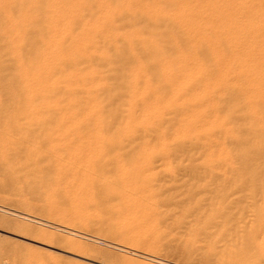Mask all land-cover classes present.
<instances>
[{
    "label": "rangeland",
    "instance_id": "obj_1",
    "mask_svg": "<svg viewBox=\"0 0 264 264\" xmlns=\"http://www.w3.org/2000/svg\"><path fill=\"white\" fill-rule=\"evenodd\" d=\"M48 1L57 0H0V264H264V243H261L264 240L260 238L264 235V228L261 229L264 227V121L261 117L256 123L257 119L251 115L248 99L243 95L249 83L240 75L239 66L220 64V59L227 56L224 39L215 42V36L209 35V31H204L206 34L202 37L198 35L200 29L194 27L185 42V50L199 56L205 68H210L212 79L200 75L202 81H198L195 89L199 102L189 108L188 114L187 107L166 110L162 105L159 117L141 121L139 111L143 103L152 101L150 98L161 102L163 97L169 96L170 92L159 85L163 80L157 83L153 94L146 93L145 82L129 86V76L117 86L112 83L122 81L130 66H140L147 72V78H154L150 76L155 74V67L146 60L149 49L141 51L145 42H134L139 30L156 32L155 27L146 25L160 20L159 14L146 10L149 0H129L126 5L136 13L124 12L118 0H110L113 25L130 23L121 31L122 40L110 37L103 29L89 30V19L82 24L75 21L83 15L88 18L90 11H97L91 7V1L58 0L59 8L68 4L74 9L68 32L59 26L58 13L61 16L62 12L58 5L51 13L45 10ZM211 1L200 2L205 14L209 13L207 6ZM255 7L263 18L264 0L256 1ZM237 10L239 8L231 7L228 12ZM47 12L54 16L48 25L43 19ZM9 16L19 29L22 17L26 20L27 26L23 27L30 36L21 55L13 48L16 33L5 20ZM35 18L40 19L38 24ZM53 34L62 38L59 51L50 43ZM124 38L133 43L128 45ZM163 38L154 36L160 44L159 50L169 51L171 46L162 43ZM197 38L201 42H196ZM208 50L217 52L218 58H210ZM49 51L47 66L51 71H47L46 76L54 86L46 90L60 91L65 86L69 93L39 99L35 94L42 83L36 82L31 74L35 68L43 66L40 54ZM27 66L29 74L23 73V67ZM219 68L222 71H218ZM22 73L29 75V80L35 84L28 103L23 95L26 88L19 79ZM81 75L94 77L97 88L87 92L90 79ZM211 82L212 87H209ZM101 87L105 88L101 90ZM234 87L242 91L238 93ZM131 92L135 95L124 104L125 95ZM142 94H147V101L144 97L143 102H137ZM69 96L76 97L78 103L70 101ZM90 98L99 101V107L92 111L83 107ZM187 98L185 96V103ZM53 101L57 103L55 111L46 107L53 105ZM255 108L259 117H264V106L258 103ZM130 110L135 116L124 124ZM182 114L201 117L178 133L179 129L174 127ZM60 120L64 123L57 126ZM213 122L217 126H213ZM255 124L261 126V132ZM134 165L139 170H135ZM128 176L136 179L127 180ZM122 177L128 182L132 180L130 186L122 182ZM134 180L136 186L132 184ZM121 183L128 184V188ZM72 184L75 185L71 187ZM82 185L91 191L87 194L83 187L86 194L82 193ZM72 197L75 202L69 204ZM81 205L85 211L83 223L60 227L57 222L60 214V218L75 217L71 207L81 212ZM120 217L123 221L128 219L126 224L131 223L134 228L130 229L129 224L123 228L122 219L117 223ZM134 218L138 222L141 219L144 226L142 222L141 226L132 223ZM115 224H120L121 228ZM120 233L133 238L130 242L115 240L113 236ZM143 233L154 238L151 241L159 246L153 243V248ZM135 235L142 238L137 248L133 245Z\"/></svg>",
    "mask_w": 264,
    "mask_h": 264
},
{
    "label": "bare ground",
    "instance_id": "obj_2",
    "mask_svg": "<svg viewBox=\"0 0 264 264\" xmlns=\"http://www.w3.org/2000/svg\"><path fill=\"white\" fill-rule=\"evenodd\" d=\"M41 1V0H40ZM85 1H91L90 4L92 5L91 7H95V9L97 8V11H90L88 15V18H86V15H83L81 16L80 18L78 17L75 21L77 23H85V21H87L88 19V22H87V25H89V30H93V31H96V30H100V29H103L104 31L106 30V33L107 35H109L111 37L112 36H115L116 38H119V39H123L121 35V31H124L123 29L125 28V25L126 27L127 26H130V23H126V24H123V25H120L119 22V25L120 26H114L113 25V18H114V13L109 10V3H110V0H85ZM129 0H118L117 1V4L119 5H122V10L125 12L126 10L131 12V13H134L135 11L130 9L129 6H127V2ZM201 1L203 0H149L147 1V4H146V10L149 11L151 13V11H153V15L154 14H159L158 17L160 16V20L159 21H156V22H152V23H147V27H149L150 25L152 27H155L154 29L156 30V32H154V34L156 36H163V42L162 43H165V44H170L171 48L170 50H166V51H160L159 50V43H157V41L154 40V34H152V32H145L143 30H139L136 34V37L134 39V42L136 43H142V42H145V43H142V44H145L143 46H141L142 48L141 51H146V49H149V52L147 53V56H146V60L147 62H149L151 64L152 67H155V74H153V76H150V77H154L152 79H149L147 78V72L145 70H143L142 67H127L126 70H125V73H124V76H123V79L122 81H116V83H112L113 86H117L119 85V83L123 82V80L126 79L127 76L128 79H130V82L128 81L127 84L129 86H136V85H142L144 82L146 83V85H144L145 89H146V93L149 94H153L155 91H156V88H158V84H159V81L161 82V80H163V83L159 84L163 87L164 90L170 92V94H168L169 96H165L163 97L162 101L159 102V101H156L154 100L153 98H150L152 99V101L150 100L149 103H143V109L142 111H139V113L141 112V114H139V117L141 118V121L142 120H145V119H154L156 117H159L160 116V113H161V108H162V105L164 106L163 108L164 109H168V110H171L172 108H185L187 107L186 109L189 112L190 109L193 108V106L196 104V102L198 101V95H196V87L198 86V81L201 80V77L200 75H202L203 77L205 76L206 78H209L210 75H209V72H211L209 69L210 68H205L204 64H203V61H201V59L199 58V56H197L196 53H193L192 51H186L185 50V42L188 41L189 37L192 35L191 34V31L193 30V28L195 27L196 29H200V33L198 35H202V37H204V35L206 33H204V31H209V35H212V36H215L213 38L215 42H219V39H224V43H225V48H224V51H227V56H225L224 58H221L220 59V64H222V66L224 67V65L226 64H229V63H233L238 65L239 68L241 69V73L240 75L242 77H244L246 79V81L249 83L247 86V91H245L246 94H243L244 97H247L248 99V103L251 107V115L253 116V118L257 119L255 122L258 123L260 119V121L262 120L263 118V121H264V117L263 116H260L259 117V111L257 108V105L258 103H261L263 106H264V24H261L260 22L264 21V17L262 18L261 15H259L256 11V1L258 2V0H213L209 3V5L207 6L208 9H209V13H204L202 11V7L203 5L200 3ZM210 1V0H209ZM209 1L206 0V3H208ZM61 2V1H60ZM236 2V3H235ZM32 3V1H31ZM51 3V5H50ZM203 3V2H202ZM45 4H47V7H45V10H49L50 13L51 11H54V8L58 7L59 8V1H48L47 3L45 2ZM63 4V3H62ZM1 5V3H0ZM15 5V4H14ZM34 5V4H32ZM67 6L65 5H62L61 8H59V11L61 10V16H60V13H58L59 15V20L61 21V24H59V26H62L63 30L65 32H68L71 28V20H70V17L71 14L74 13V9L66 4ZM30 6V5H29ZM36 8H40V7H37L38 5H35ZM10 7V6H9ZM33 7V6H32ZM231 7H235V8H239V10L237 11H233V12H228V9L231 8ZM88 8V6H87ZM121 8V7H120ZM127 8V9H126ZM29 9V8H28ZM1 10V9H0ZM3 10H5L3 8ZM2 11V10H1ZM48 11V12H49ZM126 11V12H127ZM205 11V10H204ZM6 12V11H5ZM30 12V11H29ZM47 12V13H48ZM128 12V13H129ZM260 12V11H259ZM136 13V12H135ZM140 13V12H139ZM8 15V14H7ZM90 15V16H89ZM6 16V14H5ZM28 16V15H27ZM132 16V15H131ZM147 16V15H146ZM21 17V16H20ZM86 18V19H85ZM214 18V19H212ZM32 19V18H31ZM47 24H51V21L54 19V16L52 14H49L44 16L43 18ZM4 20V19H3ZM5 20L9 22L8 26L11 30H13L16 34L15 36V40H14V45H13V48L16 49L19 53V55H21V52L23 51L24 49V46L26 44V41L29 40V31L25 30V26L26 25V20L22 17V20L19 22V26L22 27L21 29L19 28H16L14 27V24H13V19H11V17L9 16L8 17V20L6 19L5 17ZM20 20V19H19ZM58 20V19H57ZM156 20V19H155ZM212 20H214V22L212 23ZM31 21V20H30ZM34 21V20H32ZM151 21H153L151 19ZM35 23H39L40 22V19L39 18H35ZM42 22V21H41ZM74 22V21H73ZM2 23V22H1ZM16 23V22H15ZM28 23H29V19H28ZM32 23V22H31ZM45 22H43L44 24ZM6 24V23H5ZM57 24V23H56ZM4 25V24H3ZM27 26V25H26ZM50 26V25H49ZM52 26V25H51ZM44 27V26H43ZM36 28V27H35ZM48 28V27H47ZM50 28V27H49ZM48 28V29H49ZM145 28V27H142V29ZM115 29V30H113ZM154 30V31H155ZM117 31V32H115ZM202 31V32H201ZM51 32V31H50ZM53 32V30H52ZM6 33V32H5ZM54 33V32H53ZM4 35V34H2ZM7 36V35H5ZM220 36V37H219ZM1 37V36H0ZM11 37V36H10ZM63 37V36H61ZM222 37V38H221ZM12 38V37H11ZM50 38V37H49ZM162 38V37H161ZM201 38V37H199ZM2 39V37H1ZM5 39V38H4ZM44 39V38H43ZM103 39V38H102ZM198 39V38H197ZM195 39V41L197 40ZM11 40V39H10ZM9 40V41H10ZM208 40V38H207ZM43 41V40H42ZM125 43H126V39L124 38L123 40ZM131 41V40H130ZM128 42V45H131L132 43L131 42ZM201 40L198 39L196 42H198ZM36 42V41H35ZM61 42H62V38H58L57 35L53 34L51 35V41L50 43H53V45L55 46V51L56 50H60L59 48V45H61ZM78 41L76 40L75 41V44L77 43ZM93 42V41H92ZM192 42V41H191ZM190 42V43H191ZM196 42H194L196 44ZM131 43V44H130ZM12 44V43H11ZM42 44H44V41L42 42ZM113 44V43H112ZM200 44V43H199ZM207 44V43H206ZM87 45H90V43H87ZM201 45V44H200ZM211 45V44H210ZM224 45V44H223ZM44 46V45H43ZM73 46V45H72ZM115 46V45H114ZM206 46H209V44H207ZM212 46V45H211ZM49 47V46H48ZM203 47V46H202ZM31 48V47H30ZM201 48V46L199 47V49ZM209 48V47H208ZM213 49V47H211ZM221 48V47H220ZM193 49V48H192ZM198 49V50H199ZM245 49V50H244ZM93 50V49H92ZM95 50V49H94ZM113 50L115 51L116 49L113 48ZM57 51V52H58ZM210 51V58H218L216 56V53L211 50H208ZM219 51V49H218ZM61 52V51H60ZM214 52V53H213ZM14 53V52H12ZM50 51L49 52H43L40 54V59L42 60V65L40 68L38 66V69L35 68V70L32 72L31 75H33V78L36 80V82H41L42 85H41V88L38 89L36 91V96L39 98V99H45L47 97H50L52 96V94H55V95H59V94H64V95H67L69 93V90L68 88H66L65 86H63L61 88V90H57V91H54L52 90L53 88H51V90H46L48 87H53L54 86V82L50 81L49 77L46 76V72L47 71H51V68H49L47 66L48 64V61H47V57L49 55ZM222 53V52H221ZM224 53V52H223ZM229 53V54H228ZM53 54V53H52ZM135 56V55H134ZM133 56V57H134ZM219 56V55H218ZM221 56V54H220ZM51 57V56H50ZM70 57V56H69ZM58 58V56H57ZM83 58V57H82ZM261 58V59H260ZM15 59V57H14ZM86 59V58H85ZM260 59L261 62H258ZM12 60V59H11ZM16 60V59H15ZM50 60V59H49ZM63 60V59H62ZM216 60V59H215ZM214 60V61H215ZM18 61V60H17ZM16 61V62H17ZM84 61V60H83ZM218 61V60H217ZM72 63V62H71ZM95 63V62H94ZM213 63V62H212ZM40 64V63H39ZM85 64V63H84ZM216 65H218V63H215ZM214 64V65H215ZM224 64V65H223ZM26 65V64H25ZM55 65V64H54ZM93 65V64H92ZM122 65V64H121ZM20 66V65H19ZM67 66V65H65ZM61 67V66H60ZM76 67V66H75ZM218 67V66H216ZM232 67V66H231ZM19 68V67H18ZM21 68V67H20ZM27 74L28 73V70H29V66L27 67H23ZM226 68V66H225ZM224 68V69H225ZM238 68V70H239ZM32 69V68H31ZM145 69V68H144ZM220 70L218 71H222L221 68H219ZM229 69V67H228ZM233 69V68H232ZM15 70V69H14ZM21 70V69H20ZM231 70V69H230ZM237 70V71H238ZM17 71V70H16ZM15 71V72H16ZM236 71V73H237ZM20 72V71H19ZM240 72V71H239ZM21 73V72H20ZM20 74L19 75V79H21L20 81L22 82L24 88L25 89V95L24 97H26V102L27 101H30L32 99V94H33V91H32V88L33 86V83L31 82V80H29L28 76L29 75H25L23 76L24 74ZM230 74V72H228ZM232 73V72H231ZM19 74V73H18ZM218 75H220L218 73ZM216 75V76H218ZM235 75V74H234ZM81 76H84V77H87V80L90 79V85L87 86L86 88V91L87 92H92L94 89L97 88L98 86V82L94 79V77H90L88 78V76L86 75H81ZM30 77V76H29ZM82 78V77H81ZM227 78V77H226ZM225 78V79H226ZM230 78V77H229ZM237 78V77H236ZM63 79V78H62ZM66 79V78H65ZM203 79V78H202ZM210 79H212L210 77ZM219 79V78H217ZM33 80V79H32ZM209 80V79H208ZM222 80V79H221ZM227 80V79H226ZM239 80V79H238ZM202 81V80H201ZM210 81V80H209ZM224 81V80H222ZM221 81V82H222ZM229 81V80H228ZM245 81V80H244ZM204 82V81H203ZM226 82V81H225ZM230 82V81H229ZM235 82V81H234ZM233 82V84H234ZM158 83V84H157ZM220 83V82H219ZM227 83V82H226ZM232 83V82H231ZM238 83V82H237ZM201 84V83H200ZM223 84V83H222ZM220 84V87L221 85ZM155 85V86H154ZM210 85V84H209ZM227 85V84H226ZM229 85V84H228ZM223 86V85H222ZM229 86H233V85H229ZM239 87V85H237ZM40 87V86H39ZM79 87V86H78ZM201 87V86H200ZM209 87H212V82H211V85ZM216 87H217V90L219 88V85H218V82L216 83ZM224 87V86H223ZM227 87V86H226ZM242 87V86H241ZM105 87H101L100 89H104ZM240 88V87H239ZM83 89V88H82ZM98 89V90H100ZM107 89V88H106ZM128 89V88H127ZM162 89V90H163ZM231 89V88H229ZM234 89H237V92L240 93V89H238L237 87H234ZM97 90V91H98ZM158 90V89H157ZM213 90V89H212ZM211 90V92H212ZM17 92V91H16ZM105 92V91H103ZM201 92V91H200ZM206 92L207 89H206ZM215 92V91H214ZM49 93V94H48ZM209 93V92H208ZM221 93V92H219ZM19 94V93H18ZM147 94H142L140 98H137V102L139 101H144V97L147 96ZM135 93H127L125 95V98H124V101L123 103L125 104V102L132 96H134ZM208 95V94H207ZM217 95V94H216ZM185 96L188 97L187 98V101L185 103ZM208 97V96H206ZM18 99V98H17ZM135 99V98H134ZM146 99V97H145ZM161 99V98H160ZM244 99V98H242ZM69 100L70 101H75V103H78L77 101V98L73 97L72 96H69ZM68 100V101H69ZM202 100V99H200ZM212 100V99H211ZM147 101V99H146ZM203 101V100H202ZM215 101V100H214ZM136 102V101H135ZM199 102V101H198ZM28 103V102H27ZM74 103V102H73ZM82 103V102H81ZM80 103V104H81ZM83 104V103H82ZM212 104V103H211ZM75 105V104H74ZM200 105V104H199ZM256 105V106H255ZM27 106V105H26ZM132 106V105H131ZM229 106V105H228ZM42 107V105H41ZM48 108H50V110H56L57 108V103L55 101H53V105L51 104V106H46ZM71 107V106H70ZM82 107V106H81ZM84 109H96L99 107V101L96 100L95 98H90L88 102L84 103L83 105ZM230 107V106H229ZM233 107V106H232ZM73 108V107H72ZM141 108V107H140ZM190 108V109H189ZM263 108V107H262ZM43 109V108H41ZM46 109V108H45ZM71 109V108H70ZM75 109V108H74ZM32 110V109H31ZM138 110V109H137ZM214 110L216 111V109L214 108ZM212 110V111H214ZM250 110V109H249ZM260 110V109H259ZM34 111H36L34 109ZM59 111V110H58ZM92 111V110H91ZM173 111V110H172ZM192 111V110H191ZM29 112V111H28ZM160 112V113H159ZM168 112V111H167ZM218 112V111H217ZM230 112V111H229ZM261 112V111H260ZM15 113V112H14ZM18 113V112H17ZM15 113V114H17ZM92 114H94L93 112H91ZM193 113V111H192ZM215 113V112H214ZM239 113V112H238ZM21 114V112H20ZM30 114V113H29ZM38 114V113H36ZM90 114V113H89ZM129 114L130 116L127 118V120L125 121L124 124H127L130 120V118H133V116H135V112L134 111H129ZM168 114V113H167ZM188 114V113H187ZM204 114V113H203ZM242 114V113H241ZM19 115V114H18ZM165 115V114H164ZM183 115V114H182ZM180 115V121L177 125V127H174V129H179L178 130V133L179 132H182L185 130V126L188 125L190 122H193V121H196L198 122L197 120L199 119L200 120V117L201 116H197L198 119H196V116H192V115ZM236 115V114H235ZM90 116V115H89ZM25 117V115H24ZM42 117V116H41ZM154 117V118H153ZM195 117V118H194ZM204 117V116H203ZM206 117V115H205ZM262 117V118H261ZM1 118V117H0ZM27 118V117H26ZM23 119V117H22ZM37 119V118H36ZM160 119V118H159ZM163 119V118H162ZM205 119V118H204ZM5 120V119H4ZM10 120V119H9ZM40 120V119H39ZM42 120V119H41ZM53 120V119H52ZM164 120V119H163ZM206 120V119H205ZM219 120V119H218ZM249 120V119H247ZM31 121V120H29ZM260 122V123H263ZM34 122V121H33ZM178 122V121H177ZM220 122V120H219ZM64 122H62V120H60L57 124V126H60L62 125ZM211 123V122H210ZM214 123V122H213ZM218 123V122H217ZM221 123V122H220ZM219 123V124H220ZM236 123V122H235ZM11 124V123H10ZM90 124V123H89ZM205 124V123H204ZM218 124V125H219ZM222 124V123H221ZM46 125V124H45ZM56 125V124H55ZM135 125V124H134ZM206 125V124H205ZM216 124L214 123L213 126H215ZM8 126V125H7ZM21 126V125H20ZM36 126V125H35ZM38 126V125H37ZM194 126V125H193ZM217 126V125H216ZM221 126V125H219ZM224 126V125H223ZM255 126H258V132H261L262 129H261V126L260 125H256ZM95 127V126H94ZM33 128V127H32ZM77 128V127H76ZM6 129V128H5ZM72 129V128H71ZM168 129V128H167ZM184 129V130H183ZM228 129H229V126H228ZM94 130V129H93ZM204 130V129H203ZM5 131V130H4ZM3 131V132H4ZM77 131V130H76ZM95 131V130H94ZM189 131V130H188ZM226 131V130H225ZM229 131V130H227ZM226 131V133H227ZM12 132V131H11ZM177 132V131H176ZM204 132V131H203ZM209 132V131H208ZM215 132V131H214ZM232 132V131H231ZM10 133V132H8ZM6 133V134H8ZM37 133V132H35ZM57 133V132H56ZM76 133V132H75ZM175 133V131H174ZM185 133V132H184ZM183 133V134H184ZM224 133V132H223ZM5 134V136H7ZM99 134V133H97ZM96 132H95V135H97ZM182 134V133H181ZM196 134V133H195ZM11 135V134H10ZM129 135V134H128ZM185 135V134H184ZM198 135V134H197ZM231 135V134H230ZM1 136V135H0ZM15 136V135H14ZM94 136V135H93ZM83 137V136H82ZM85 137V136H84ZM161 137V136H159ZM196 137V136H195ZM1 138V137H0ZM13 138V137H12ZM80 138V137H79ZM133 138H135V136H133ZM189 138V137H188ZM3 139V138H2ZM7 139V138H6ZM10 139V137H9ZM19 139V138H18ZM137 139V137H136ZM142 140V139H141ZM160 140H163L160 138ZM5 141V140H4ZM10 141H13V140H10ZM26 141V140H25ZM7 142V140H6ZM9 142V141H8ZM1 143V142H0ZM15 143V142H14ZM162 143V142H160ZM183 143V142H182ZM3 144V143H2ZM7 144V143H6ZM18 144V143H16ZM205 144V143H204ZM182 145V144H181ZM11 148V145H7ZM215 146V144H214ZM138 147V146H137ZM144 147V146H143ZM165 148V147H164ZM202 148V147H201ZM14 149V148H13ZM24 150L26 151V149L24 148ZM146 150V149H145ZM143 150V152L145 151ZM156 150V149H155ZM22 151V150H21ZM150 151V150H149ZM207 151V150H206ZM152 152V150L150 151ZM165 152V151H163ZM24 153V152H23ZM167 153V152H166ZM211 156V155H210ZM228 156V155H227ZM213 158V157H212ZM61 159V157H60ZM64 160V158H62ZM93 160V159H92ZM213 160V159H212ZM66 161V160H65ZM68 161V160H67ZM69 162V161H68ZM72 163V162H70ZM135 164V163H134ZM6 165V164H5ZM75 165V164H74ZM77 165V164H76ZM143 165L146 166V163ZM143 165H140L143 167ZM133 166V165H132ZM136 166L138 167L139 165L136 164ZM134 165V169L137 170L138 168ZM79 167V165L77 166ZM133 169V170H134ZM85 170V169H84ZM139 170V169H138ZM127 175V174H126ZM39 176V175H38ZM43 176V174H42ZM127 177V176H125ZM129 177V176H128ZM38 178V177H37ZM87 178V177H86ZM123 178V177H122ZM135 177L134 176H130L127 180H130V179H134ZM126 178H123V181L122 182H128V181H125ZM136 179V178H135ZM9 181V180H8ZM132 181V180H131ZM128 182L129 186H130V182ZM34 182V181H33ZM59 182V181H58ZM135 180L132 182V184L135 185ZM75 183V182H74ZM56 184V183H55ZM123 184V183H121ZM128 184H126L128 186ZM132 184H131V189L133 190V187H132ZM75 184H72V186H74ZM85 185V184H83ZM81 187V189L84 187L86 188L85 186ZM125 185V184H123ZM124 186L126 188H128L127 186ZM138 185V184H137ZM63 186V185H62ZM136 186V185H135ZM135 186H134V189H135ZM11 187V186H10ZM54 188H57L56 185H53ZM87 187H89V185H87ZM60 188V187H58ZM64 188V187H63ZM62 189V188H60ZM130 189V191H131ZM65 190V189H64ZM84 193L85 189H82ZM88 190V191H87ZM89 188H86V192L87 194L89 193ZM136 190V189H135ZM91 191V190H90ZM64 192V191H63ZM74 192V191H73ZM85 192V194H86ZM133 193V192H132ZM131 193V194H132ZM4 194V193H3ZM66 194V193H65ZM64 194V195H65ZM73 194V193H72ZM129 194V195H131ZM127 196L128 198H130V196ZM66 198V197H65ZM68 198V197H67ZM124 198V197H123ZM127 198V199H128ZM91 201V200H90ZM20 202V201H19ZM74 198L72 197L71 200H70V203L69 204H72L74 203ZM80 202V201H79ZM21 203V202H20ZM47 203V202H46ZM83 203V202H82ZM81 203V204H82ZM84 203H87V202H84ZM25 204V203H24ZM83 205V204H82ZM82 205H81V208H82ZM87 204H84V207L86 206ZM76 206V205H75ZM46 207H49L48 205ZM55 207V206H54ZM53 207V208H54ZM83 207V208H84ZM51 208V207H50ZM73 209V213H74V216L75 217H71V218H60L61 217V214H60V217L58 218L57 222L60 224V227H67L69 226L70 224H74V222H77L79 223L80 225L83 223V213L85 211H83V208L80 212V210H78L77 208L75 209V207H71V210ZM80 208V207H79ZM88 207L86 206V210ZM222 208V207H221ZM50 210V209H49ZM48 210V211H49ZM54 210V209H53ZM52 210V212H53ZM56 210V209H55ZM54 210V211H55ZM62 210V209H61ZM60 211V210H59ZM232 211V210H231ZM62 212V211H61ZM67 212V211H66ZM120 212V211H119ZM55 213V212H54ZM82 213V214H81ZM53 215V214H52ZM57 215V214H55ZM63 215V214H62ZM120 215V214H119ZM66 216V215H65ZM77 216V217H76ZM81 217V219L79 217ZM121 216V215H120ZM22 217V216H21ZM57 217V216H56ZM228 217V216H226ZM125 217L123 216V219ZM24 219V218H23ZM29 219V218H28ZM79 219V220H78ZM121 217L118 219L119 221H117V223L121 221ZM122 219V224L121 226L124 228V227H127V223L126 222L128 221V219H126L127 221H123ZM135 219V218H134ZM131 220L132 223L135 222V224H139L141 226V222L142 220L139 219V221L141 222H138L137 218L135 220ZM263 219V218H261ZM247 221V219H246ZM125 222V223H124ZM123 223L124 225L126 224V226H123ZM263 223V221H262ZM5 225V224H4ZM115 225H118V224H115ZM120 225V224H119ZM118 225V228L120 229L121 226ZM138 225V226H139ZM129 228L130 227H133V224H129L128 225ZM142 226H144L143 222H142ZM254 226V225H253ZM50 227V226H49ZM255 227V226H254ZM118 228H115L118 230ZM132 228V229H133ZM252 228V227H251ZM264 228L263 226L261 227V229ZM56 229V228H55ZM126 229V228H125ZM131 229V228H130ZM129 229V230H130ZM143 228L141 227V230ZM259 231L261 230L260 229V226L258 227ZM122 230V229H121ZM124 230V229H123ZM122 230V231H123ZM128 230V229H127ZM145 231V228L143 229ZM142 230V232H143ZM252 230V229H251ZM250 230V231H251ZM263 231V229H262ZM118 232V231H117ZM120 232V231H119ZM131 232V231H130ZM132 233V232H131ZM139 233V232H138ZM146 233V231H145ZM145 233H143L145 237H147L145 235ZM251 233V232H250ZM259 233H262V232H259ZM264 233V231H263ZM125 234V233H124ZM142 234V233H141ZM140 234V235H141ZM137 235V234H136ZM135 235V244L133 243V245L136 247H139L140 246V242L142 241V238L141 237H136ZM134 236V235H133ZM264 236V235H262ZM260 237L262 238L261 240H264V237ZM113 238L115 240H119V241H128L130 242L132 240L133 237H131L130 235H122L121 233L118 234V235H114ZM150 238V237H149ZM149 238L147 237L148 241H150L152 243V247L154 248L153 246V243H155V245L157 244L156 241H151V239L153 240L154 238ZM145 239V240H147ZM91 240V239H90ZM155 240V239H154ZM72 241V240H71ZM147 241V242H148ZM146 242V243H147ZM249 242V241H248ZM247 242V243H248ZM264 243V241H261V243ZM150 243V244H151ZM72 244V242H71ZM145 244V243H144ZM149 244V242L147 243V245ZM142 245V244H141ZM146 245V247H147ZM159 246V243L157 244ZM247 245V244H246ZM264 244H262V247H263ZM143 246V245H142ZM157 246V247H158ZM238 246V245H237ZM259 246V245H257ZM71 247V245H70ZM83 247V246H82ZM136 247V248H137ZM150 246L148 245L147 248H149ZM151 247V248H152ZM261 246H259L258 248L260 249ZM261 247V248H262ZM86 248V247H85ZM230 248V247H229ZM239 248V247H238ZM245 248V246H244ZM72 249V248H71ZM242 250V249H241ZM258 250V249H257ZM80 251V250H79ZM259 251V250H258ZM85 253V252H84ZM247 253V252H246ZM132 254V253H131ZM84 257V256H83ZM126 259V258H125ZM125 259H123L125 261ZM128 261H125V262H128L129 263V259H126ZM163 261V260H162ZM123 262V261H122ZM132 262V261H131ZM134 263V262H133ZM131 264V263H130ZM135 264V263H134Z\"/></svg>",
    "mask_w": 264,
    "mask_h": 264
}]
</instances>
